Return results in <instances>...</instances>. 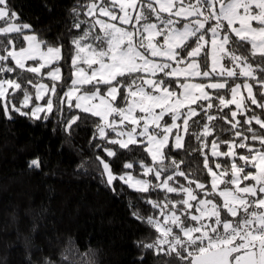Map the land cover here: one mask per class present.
<instances>
[{
    "label": "snow or ice",
    "instance_id": "6c2138e0",
    "mask_svg": "<svg viewBox=\"0 0 264 264\" xmlns=\"http://www.w3.org/2000/svg\"><path fill=\"white\" fill-rule=\"evenodd\" d=\"M72 12L73 29L82 34L71 41L73 72L59 103L98 118L93 139L105 142L96 147L113 161L141 151L151 157V164L135 157L123 164L124 169L138 164L143 176L151 174L149 180L114 173L108 161L96 156L113 192L114 182L122 181L149 194L144 202L159 211L158 216L137 217L158 233L145 247L158 255L175 254L181 264H264V118L254 111L264 112V101L257 99L249 82L264 98V79L258 75L264 74V0H89ZM82 14L85 19H80ZM18 21L9 0H0V74L27 72L41 80L46 75L51 87L0 76V101L7 114L11 95L22 92L24 107L33 100L26 85L35 89L37 101L50 93L46 104L33 106L30 113L11 105L21 115L40 119V113L50 114L54 108L52 96L62 80L55 65L63 60V46L50 45L31 24ZM197 77L217 82H193ZM241 77L242 84L229 86ZM85 86L92 90L85 91ZM206 89L227 90L231 98L213 97ZM229 105L235 106L230 117L223 114ZM214 107L219 114H211ZM79 119L73 116L66 127L71 129ZM193 126L199 131H190ZM217 130L231 132L232 138L220 141L226 152L218 151L219 137L213 139L211 157L227 158L230 167L210 166L203 152ZM189 136L201 144L207 184L182 171L183 161L173 157L165 163L167 153L183 149ZM40 167V158L30 161L29 168ZM153 191H163L164 200H152ZM168 194L181 198L171 200Z\"/></svg>",
    "mask_w": 264,
    "mask_h": 264
},
{
    "label": "trees",
    "instance_id": "16d2710c",
    "mask_svg": "<svg viewBox=\"0 0 264 264\" xmlns=\"http://www.w3.org/2000/svg\"><path fill=\"white\" fill-rule=\"evenodd\" d=\"M88 2L9 0L11 9L20 17L18 22L31 24L40 38L50 45L63 46V60L55 65L61 68L62 80L57 82V95L52 96V113H42L41 118L36 119L12 110L11 105L17 106L23 98L22 92L9 97L7 114L3 111L4 102L0 101V264H181L175 254L158 255L155 249L145 247L153 243L158 235L144 219L137 218L159 215L157 209L144 202L149 194L137 192L122 181L114 182L116 191L113 192L102 175V166L96 161L99 155L111 164L114 173L130 172L135 178L152 180L151 174L143 176L138 164H134L133 169L123 168V164L133 161L134 157L151 164V157L141 151L120 155L113 161L96 147L105 142L93 139L98 118L59 103L58 97L66 91L70 83L68 78L73 72L71 58L74 46L71 41L82 34V30L73 29L76 17L72 9ZM80 11L83 13L84 9ZM80 19H85L83 14ZM239 54L248 55V52ZM249 62L255 67L254 60L250 58ZM9 64L11 66L14 62L10 60ZM226 66L231 67L230 64ZM258 75L264 79V74ZM0 76L18 79L22 85L28 79L33 84L37 81V77L27 72L19 76L16 73ZM44 79L50 82L48 78ZM195 80L208 81L207 78ZM243 81V77L229 81V86ZM249 82L254 84L257 99L264 101L259 95L261 90L253 81ZM26 86L30 93L35 91L32 85ZM84 90L92 89L85 86ZM209 92L213 97L223 95L230 99L227 90L217 93L209 89ZM212 103L217 105L219 101L214 98ZM230 110H234V105L224 108L223 114L230 117ZM210 111L213 115L219 114L215 107ZM254 111L264 118L260 109L255 108ZM45 115L47 119H44ZM75 115H79L80 119L68 129L67 122ZM237 118L243 120V117ZM214 123L228 127L223 121ZM253 128L259 130L254 123ZM190 131H199V128L193 126ZM217 136L218 151H228L220 141L230 140L232 133L217 130L214 136L207 138V147L203 152L209 156L210 166L220 163L222 168L230 167L227 158L211 157L212 141ZM200 147V142L194 137H185L184 148L168 152L165 163L173 157L178 162L183 161L180 165L182 171L207 184L210 177L203 175ZM237 151L243 152L240 149ZM35 158L41 160L39 169L29 168L30 161ZM237 163L240 161L237 160ZM177 180L187 185L183 177H177ZM170 184L176 186L173 182ZM168 195L171 200L181 198L177 194ZM150 198L163 201L165 193L153 191Z\"/></svg>",
    "mask_w": 264,
    "mask_h": 264
},
{
    "label": "rangeland",
    "instance_id": "374dc122",
    "mask_svg": "<svg viewBox=\"0 0 264 264\" xmlns=\"http://www.w3.org/2000/svg\"><path fill=\"white\" fill-rule=\"evenodd\" d=\"M209 68H210V61H209ZM47 70H50V69H47ZM46 70V71H47ZM46 71H43V69H42V72H46ZM44 78H48L49 80H50V82L49 81H46ZM44 78L41 80V79H39V78H37V81H36V83L35 84H40V83H44V84H47L49 87H51V79L49 78V77H47L46 75L44 76ZM198 79L199 78H202V77H197ZM197 78H195V79H197ZM182 79V78H181ZM193 82H197V83H205V84H207V83H209V82H217V81H205V82H203V81H199V80H194ZM219 82H223V81H219ZM244 82V81H243ZM242 82V83H243ZM237 83H240V82H237ZM241 83V84H242ZM69 87V86H68ZM68 87L66 88V91L68 90ZM207 91H209V89H206ZM9 92H11V89H9ZM34 93H35V91L32 93L33 94V100L30 102V104H29V106L28 107H24L23 106V98L21 99V101L19 102V104L16 106L17 108H21V110L22 111H24V112H29L30 113V111H31V108L33 107V106H35V105H45L46 104V101H47V98H48V96L50 95V93L49 94H46V96H45V99L44 100H39V101H37V100H35V98H34ZM245 94H246V91H245ZM230 98H231V94H230ZM4 102V101H3ZM234 110H235V106H234ZM42 113H40V115H41ZM29 117H30V115H28ZM31 118H33V117H31ZM171 121H169V123H170ZM174 142V141H173ZM138 179V178H137Z\"/></svg>",
    "mask_w": 264,
    "mask_h": 264
}]
</instances>
